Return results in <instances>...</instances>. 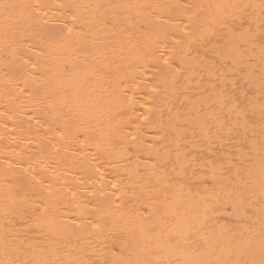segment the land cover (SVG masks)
Here are the masks:
<instances>
[{
	"label": "bare ground",
	"instance_id": "1",
	"mask_svg": "<svg viewBox=\"0 0 264 264\" xmlns=\"http://www.w3.org/2000/svg\"><path fill=\"white\" fill-rule=\"evenodd\" d=\"M0 264H264V0H0Z\"/></svg>",
	"mask_w": 264,
	"mask_h": 264
}]
</instances>
